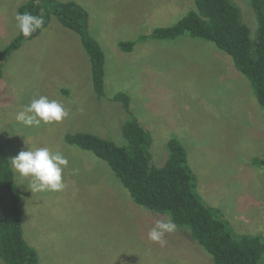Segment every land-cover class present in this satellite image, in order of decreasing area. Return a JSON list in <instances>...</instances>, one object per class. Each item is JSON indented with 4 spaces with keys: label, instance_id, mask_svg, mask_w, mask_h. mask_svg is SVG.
Here are the masks:
<instances>
[{
    "label": "rangeland",
    "instance_id": "rangeland-1",
    "mask_svg": "<svg viewBox=\"0 0 264 264\" xmlns=\"http://www.w3.org/2000/svg\"><path fill=\"white\" fill-rule=\"evenodd\" d=\"M26 1L0 0V49L18 35L14 18ZM73 1L89 11L90 32L105 52L104 97L94 91L80 36L52 13L49 25L0 66V141L9 158L46 146L68 160L60 191L32 193L30 179L14 171L24 235L40 264H214L186 227L165 234L164 246L149 240L156 220L170 215L136 204L106 161L66 142L68 133L84 131L125 144L122 126L131 116L111 100L120 91L152 137V164L162 166L168 141L179 139L203 202L234 234L264 240V167L254 163L264 157V108L250 81L213 42L187 34L140 39L175 24L195 0ZM232 1L256 41L251 0ZM123 41H134L133 50L122 51ZM41 96L61 102L68 116L18 123L16 113Z\"/></svg>",
    "mask_w": 264,
    "mask_h": 264
},
{
    "label": "trees",
    "instance_id": "trees-1",
    "mask_svg": "<svg viewBox=\"0 0 264 264\" xmlns=\"http://www.w3.org/2000/svg\"><path fill=\"white\" fill-rule=\"evenodd\" d=\"M251 6L258 22L256 41L232 0H195V8L175 24L157 27L140 39H175L187 34L213 42L232 57L264 108V0H251ZM24 12L42 17L44 24L30 37L17 35L0 49V66L24 41L37 37L49 25L52 13L80 36L91 61L94 91L99 99L104 97L106 56L90 32L89 11L73 0H27L19 6L17 13ZM134 45V41L119 44L125 52L132 51ZM111 100L120 101L131 116L122 126L125 144L118 145L84 131L68 133L66 142L106 161L136 204L155 215L168 213L176 226L188 228L190 236L206 250L214 264H260L264 254L263 237L234 234L229 223L217 215L218 210L203 202L181 141L171 138L167 143V159L162 166H155L150 154L152 137L133 115L129 94L120 91ZM254 163L264 167V157L255 158ZM21 200L9 155L0 141V258L5 264H40L36 249L29 245L24 235Z\"/></svg>",
    "mask_w": 264,
    "mask_h": 264
},
{
    "label": "clouds",
    "instance_id": "clouds-1",
    "mask_svg": "<svg viewBox=\"0 0 264 264\" xmlns=\"http://www.w3.org/2000/svg\"><path fill=\"white\" fill-rule=\"evenodd\" d=\"M15 27L18 35L30 37L40 29L44 20L31 13H17ZM68 116V111L58 100H50L46 96L34 99L29 105L15 115V120L24 126H39L61 122ZM12 169L22 177L29 178L28 189L32 193L45 191H60L65 185L62 173L68 165V160L60 152L52 151L48 147H37L34 150L20 151L17 156L10 159ZM176 230V224L170 217L156 220L154 227L148 232V239L164 246L165 234Z\"/></svg>",
    "mask_w": 264,
    "mask_h": 264
},
{
    "label": "crops",
    "instance_id": "crops-1",
    "mask_svg": "<svg viewBox=\"0 0 264 264\" xmlns=\"http://www.w3.org/2000/svg\"><path fill=\"white\" fill-rule=\"evenodd\" d=\"M153 214V213H152ZM154 215V214H153ZM155 216V215H154Z\"/></svg>",
    "mask_w": 264,
    "mask_h": 264
}]
</instances>
